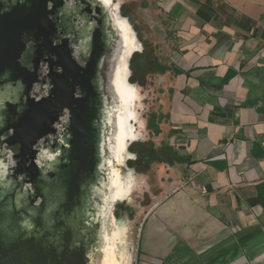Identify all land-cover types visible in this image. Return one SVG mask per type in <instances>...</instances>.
Wrapping results in <instances>:
<instances>
[{
  "label": "water",
  "instance_id": "95a60500",
  "mask_svg": "<svg viewBox=\"0 0 264 264\" xmlns=\"http://www.w3.org/2000/svg\"><path fill=\"white\" fill-rule=\"evenodd\" d=\"M142 50L118 0H0V264H105L108 243L115 264H133L116 206L138 185L143 129L132 117L138 137L123 139L122 121L126 85L143 102L131 81Z\"/></svg>",
  "mask_w": 264,
  "mask_h": 264
},
{
  "label": "crops",
  "instance_id": "0c3cea01",
  "mask_svg": "<svg viewBox=\"0 0 264 264\" xmlns=\"http://www.w3.org/2000/svg\"><path fill=\"white\" fill-rule=\"evenodd\" d=\"M118 1L153 114L133 264H264V0Z\"/></svg>",
  "mask_w": 264,
  "mask_h": 264
},
{
  "label": "rangeland",
  "instance_id": "374dc122",
  "mask_svg": "<svg viewBox=\"0 0 264 264\" xmlns=\"http://www.w3.org/2000/svg\"><path fill=\"white\" fill-rule=\"evenodd\" d=\"M133 62H134V59L132 60L131 68H132ZM134 71L135 70L133 68V75L131 77V81L138 83L136 81V73ZM133 89L134 90L136 89V91L138 92L137 87L135 85H134ZM139 101H140V99H139V95H138V98L133 100L132 109L134 110V114H135L134 119L136 120V124L138 123L140 130L143 129V132L141 135V136H143L144 131H145V129H144L145 124H143V122H144L143 120H145V117H147L145 113L147 112L150 114L149 120L153 118V114L149 112L150 110L149 111L147 110V103H143V102L140 105V110L138 111V106L140 103ZM136 124L134 125V123H133V127H134L133 129L135 130V138L138 137V134L140 132V130H138L139 128H136ZM131 145L132 146L130 147V149L136 153L137 157H139V159L129 160V165L134 167V173H135V176L137 177L138 185L135 189V192L132 194V200H130L129 202H127V200H125V201L119 203L116 207L119 210V215L123 216V218L126 220V223L128 222V228L130 230L129 238H130V241L134 243V240L137 237V235L135 236V231H136L135 222H133L134 214L137 212L138 213L142 212L143 211L142 206L144 205V202L149 201V196L146 195V191L144 190L146 187V179H147V176H145L146 175L145 172L147 170V165H146L147 162L142 160L141 156H144L146 154L147 149L148 150L150 149L152 151L153 148L150 147V145L146 144L145 152H143V145L141 142L134 141ZM156 158H157V154L155 152L152 153V157H151L152 163L157 162ZM118 210H117V212H118ZM116 215L119 216L118 213H116ZM136 250H137V245H134V251L136 252Z\"/></svg>",
  "mask_w": 264,
  "mask_h": 264
},
{
  "label": "bare ground",
  "instance_id": "6f19581e",
  "mask_svg": "<svg viewBox=\"0 0 264 264\" xmlns=\"http://www.w3.org/2000/svg\"><path fill=\"white\" fill-rule=\"evenodd\" d=\"M135 43L134 38L131 39V44L133 45ZM135 45V44H134ZM130 69L127 67L126 62H121V71L119 72V79H123L125 81V79H127L128 75H129ZM128 84V83H127ZM134 85H126L125 89H124V105L127 109L126 113L128 112L127 115H123V127L122 130L123 131V139L125 134H129L131 136V138H135V130L133 129V123L132 121H130V118H134L135 114H134V110L132 109V104H133V100H135L136 98H138V92L136 91V89H133ZM125 125H126V129H125ZM135 181V177H131L127 186L124 189V192H126V194H130L133 184ZM128 223V222H127ZM111 245L108 243V245L104 248V263L105 264H115V260H114V255L112 254L111 251Z\"/></svg>",
  "mask_w": 264,
  "mask_h": 264
},
{
  "label": "trees",
  "instance_id": "16d2710c",
  "mask_svg": "<svg viewBox=\"0 0 264 264\" xmlns=\"http://www.w3.org/2000/svg\"><path fill=\"white\" fill-rule=\"evenodd\" d=\"M134 62H135V58H134ZM134 62H133V64H132V68H134V70H135L136 68H135V63H134ZM134 72H135V71H134ZM135 73H136V72H135ZM142 145H143V152H145L146 144L143 143ZM142 155H143V154H142ZM143 157H144V156H141V159H142V160H144ZM137 159H139V157H138ZM144 161H145V160H144ZM145 162H146V161H145ZM146 165L148 166V163H147Z\"/></svg>",
  "mask_w": 264,
  "mask_h": 264
},
{
  "label": "built area",
  "instance_id": "2783aa9c",
  "mask_svg": "<svg viewBox=\"0 0 264 264\" xmlns=\"http://www.w3.org/2000/svg\"><path fill=\"white\" fill-rule=\"evenodd\" d=\"M202 189H203V192H206L207 191V189H205V187H203Z\"/></svg>",
  "mask_w": 264,
  "mask_h": 264
},
{
  "label": "flooded vegetation",
  "instance_id": "af4514ba",
  "mask_svg": "<svg viewBox=\"0 0 264 264\" xmlns=\"http://www.w3.org/2000/svg\"><path fill=\"white\" fill-rule=\"evenodd\" d=\"M117 210H118V208H117ZM117 213H118V215H119V210H118V212H117Z\"/></svg>",
  "mask_w": 264,
  "mask_h": 264
}]
</instances>
